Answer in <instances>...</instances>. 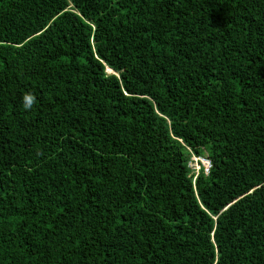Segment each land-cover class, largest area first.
Returning <instances> with one entry per match:
<instances>
[{
  "label": "trees",
  "instance_id": "obj_1",
  "mask_svg": "<svg viewBox=\"0 0 264 264\" xmlns=\"http://www.w3.org/2000/svg\"><path fill=\"white\" fill-rule=\"evenodd\" d=\"M0 264H264V0H0Z\"/></svg>",
  "mask_w": 264,
  "mask_h": 264
},
{
  "label": "built area",
  "instance_id": "obj_2",
  "mask_svg": "<svg viewBox=\"0 0 264 264\" xmlns=\"http://www.w3.org/2000/svg\"><path fill=\"white\" fill-rule=\"evenodd\" d=\"M195 159L197 160L198 158H195ZM204 164L206 166V170H208L210 167V162L208 160H205Z\"/></svg>",
  "mask_w": 264,
  "mask_h": 264
},
{
  "label": "rangeland",
  "instance_id": "obj_3",
  "mask_svg": "<svg viewBox=\"0 0 264 264\" xmlns=\"http://www.w3.org/2000/svg\"><path fill=\"white\" fill-rule=\"evenodd\" d=\"M206 159H202L201 161L204 163ZM194 166L197 167V163H194Z\"/></svg>",
  "mask_w": 264,
  "mask_h": 264
},
{
  "label": "bare ground",
  "instance_id": "obj_4",
  "mask_svg": "<svg viewBox=\"0 0 264 264\" xmlns=\"http://www.w3.org/2000/svg\"><path fill=\"white\" fill-rule=\"evenodd\" d=\"M108 70H109V71H111V69H110V68H108Z\"/></svg>",
  "mask_w": 264,
  "mask_h": 264
}]
</instances>
